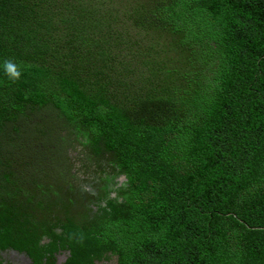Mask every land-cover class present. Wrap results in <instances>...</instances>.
I'll return each mask as SVG.
<instances>
[{"label": "trees", "instance_id": "1", "mask_svg": "<svg viewBox=\"0 0 264 264\" xmlns=\"http://www.w3.org/2000/svg\"><path fill=\"white\" fill-rule=\"evenodd\" d=\"M104 1L122 12L0 0V250L53 264L38 245L49 235L71 251L65 264L108 252L114 264H264V0ZM121 14L152 36H124ZM7 58L25 66L17 83ZM70 128L114 171L80 214L14 223L5 200L34 184L16 166L42 167L45 139ZM111 176H125L115 198Z\"/></svg>", "mask_w": 264, "mask_h": 264}, {"label": "rangeland", "instance_id": "2", "mask_svg": "<svg viewBox=\"0 0 264 264\" xmlns=\"http://www.w3.org/2000/svg\"><path fill=\"white\" fill-rule=\"evenodd\" d=\"M133 1L135 4L140 2L139 0ZM59 2L60 0H58V4ZM96 2H98L100 6L102 5L103 8L105 6L108 8L113 6L118 13L122 12L119 11V4L117 1L116 3L113 2L111 5H108L104 0H96ZM120 6H122L123 9L125 8V5ZM55 14L57 16V13ZM122 17L121 14L119 22L113 24L116 30L124 33V36L129 34L134 40L138 38L137 40L141 42L143 40L146 41L147 38L149 39L152 36L150 34L151 32L143 26L137 25V27H135L133 19L129 20L132 26V29H129L128 23H126L127 20L125 22ZM59 30L63 35L64 31L60 28ZM68 32L69 31H66V34ZM64 46L66 45L64 44ZM137 51V48L132 47L126 54L128 56L132 55L133 58ZM75 134V128H70L67 131L60 129L59 132L57 131L56 135H51V140L50 136L46 138L45 142L47 150L49 148L48 151L51 160H47L42 167L35 168L32 164L34 159L31 160L29 156L19 163L22 167L16 166L19 175L22 173H31L30 178H33L32 182L34 184L30 186L27 185V191L31 192L30 195L24 193L22 196H14L13 198L5 200V209L17 214L14 223L18 225L27 223L36 226L42 223H53L55 220L64 218V212L71 208L75 209L74 213L80 214L81 212L79 211H83L87 205V201L92 198L91 194L96 195L101 190V185L106 182L102 179L101 173L102 175L105 173L111 174L110 172L114 170L109 164H106V162L99 164L94 161V163H91L92 156L89 155L91 154L90 149L82 143L80 140L82 138ZM62 135L65 136L66 141L62 140ZM32 145L36 151H39V149L43 150L45 144L41 142H32ZM118 178L119 176H111L108 185L112 183L116 186L119 182L117 180ZM39 183H42L44 190L39 188ZM123 185L124 182H122L121 186ZM39 197L46 198L44 206L39 209L28 208V205L34 207ZM6 214L8 213L6 212ZM24 217L30 222L26 221ZM31 262L30 256L20 249L9 246L0 251V264H30Z\"/></svg>", "mask_w": 264, "mask_h": 264}, {"label": "flooded vegetation", "instance_id": "3", "mask_svg": "<svg viewBox=\"0 0 264 264\" xmlns=\"http://www.w3.org/2000/svg\"><path fill=\"white\" fill-rule=\"evenodd\" d=\"M117 180L119 182L116 184V186L115 185H109V187L111 189H114V191H111L109 193V195L112 198H115V197L118 196V193L120 191L122 182L125 181V176H123V177L120 176ZM55 231L59 235L62 233L61 232L62 231L61 228H58ZM23 237L25 238V236H23ZM38 245H39L40 248H42L44 250L45 249L46 250H48V249L49 250H52L53 249L52 251H48L46 253V255H47L46 257H51V262L53 264H65V263H67L70 255H71V251L69 249L63 247V242H57V243H55L54 240H53V238L51 236H49V235H43L41 237V239H39ZM8 247H5V248H8ZM10 247H14V246H10ZM14 248H17V247H14ZM17 249H19V248H17ZM22 251L26 252V254H28L30 256V258L32 260V262L30 264H33V259H32V256L30 255V253L27 250H22ZM117 261H118L117 260V256L112 255L110 252H108L107 254H105V256H102V257H99L98 256V257L94 258V264H114V263H117Z\"/></svg>", "mask_w": 264, "mask_h": 264}, {"label": "clouds", "instance_id": "4", "mask_svg": "<svg viewBox=\"0 0 264 264\" xmlns=\"http://www.w3.org/2000/svg\"><path fill=\"white\" fill-rule=\"evenodd\" d=\"M25 66L17 63L13 58H7L3 61L4 75L11 83H17L23 75Z\"/></svg>", "mask_w": 264, "mask_h": 264}]
</instances>
